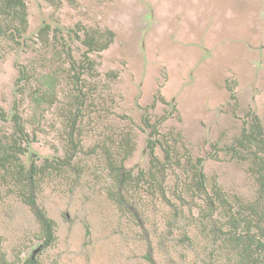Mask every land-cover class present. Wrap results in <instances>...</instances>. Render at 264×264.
I'll return each instance as SVG.
<instances>
[{
	"label": "rangeland",
	"instance_id": "rangeland-1",
	"mask_svg": "<svg viewBox=\"0 0 264 264\" xmlns=\"http://www.w3.org/2000/svg\"><path fill=\"white\" fill-rule=\"evenodd\" d=\"M23 2L24 32H0V145L24 149L54 239L40 250L9 172L0 261L240 264L227 239L261 201L242 135L264 137V0ZM47 75L51 101L34 92Z\"/></svg>",
	"mask_w": 264,
	"mask_h": 264
},
{
	"label": "trees",
	"instance_id": "trees-1",
	"mask_svg": "<svg viewBox=\"0 0 264 264\" xmlns=\"http://www.w3.org/2000/svg\"><path fill=\"white\" fill-rule=\"evenodd\" d=\"M26 24V10L23 0H0V32L1 34L14 35L13 37H18L20 32H24V25ZM46 28V27H44ZM45 30V29H43ZM92 42V40H90ZM90 45V43H88ZM90 64V63H89ZM23 72L21 71L22 75ZM24 75V74H23ZM20 79V78H19ZM41 83H43L42 88H38L34 92L41 93V98H46L48 94V99L53 94V83L54 78L47 75L46 79L40 78ZM37 102V98H33ZM51 101V99H49ZM15 109V108H14ZM0 116L4 117L2 110L0 109ZM11 120L14 122V127L19 134L24 137L23 130L20 126V120L16 113L13 111L10 116ZM251 131L248 135H242V139L250 141L256 147V151H252L250 154L251 161L253 165L254 174L256 175V181L258 182V191L260 202H257L253 208L252 214L257 215L255 223L246 222L244 233L234 232L229 235L227 241L234 249L238 252L239 256L242 258L240 264H264V137H262V131L260 126L256 123L251 125ZM242 141L240 140L241 144ZM149 148L152 150V144H148ZM24 149L16 148L14 145L9 147H4L0 145V176L6 175L11 172V192L15 193L25 204L30 206L34 212V216L39 225V231L41 238V245H39L40 250L44 249L45 246L51 244L54 239L52 229L53 222L45 216V213L36 208L32 194V174L26 172L25 176L23 174L24 166L19 160V154L23 152ZM152 152V151H151ZM236 154L237 152L234 151ZM152 174V173H151ZM151 176V175H150ZM122 177V178H121ZM117 181L124 179L122 175H118ZM153 177L149 180L152 181ZM2 183L6 181L0 180ZM198 184L201 186L202 182L198 180ZM239 220V219H238ZM238 220L232 216L228 218L229 227L233 229L237 228ZM253 228V229H252ZM258 255H262L258 258ZM0 264H8L7 262L0 261ZM19 264H40L36 254L25 258Z\"/></svg>",
	"mask_w": 264,
	"mask_h": 264
}]
</instances>
